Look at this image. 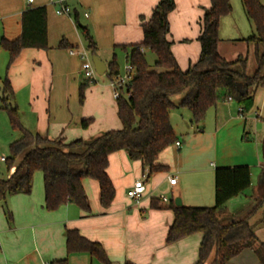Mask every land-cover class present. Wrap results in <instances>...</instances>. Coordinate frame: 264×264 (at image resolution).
I'll return each mask as SVG.
<instances>
[{"label": "crops", "instance_id": "obj_1", "mask_svg": "<svg viewBox=\"0 0 264 264\" xmlns=\"http://www.w3.org/2000/svg\"><path fill=\"white\" fill-rule=\"evenodd\" d=\"M159 1L65 0L70 12L57 14L51 0H0V39L14 40L20 35L21 14L29 7L45 6L47 12L48 49L25 48L7 67L8 54L0 46V88L7 76L22 127L31 134L66 142L120 129L116 102L107 79L102 78L106 71L100 78L93 76L83 101H79V85L87 80L81 77L80 58L86 45L76 21L89 29L96 43L94 54L107 68L114 53L117 61L125 62V52L119 46L141 42L142 18L146 20ZM173 1L168 40L178 66L186 70L199 58L201 20L210 0ZM254 31L239 5L219 23V54L228 61L244 57L247 74L256 68L255 46L245 40ZM61 39L73 48H58ZM238 108L233 99L219 101L197 124L190 122L186 109L184 121L178 123L172 121L170 112V123L181 145L172 144L158 155L156 162L166 166L165 171L148 174L147 168L138 160H130L124 150L109 154L106 171L115 196L108 208L100 205L98 183L90 178L82 181L90 213L70 203L47 211L41 182L36 188L32 185L29 194L6 195L0 199V264H49L64 258L67 229H77L89 240L100 242L113 264H192L202 234L167 244L173 213L164 206L175 198L184 206H212L214 170L234 166L249 168L250 184L225 203L219 220L247 218L258 241L226 264H262L253 248L264 243V161L260 147L264 139V84L256 89L248 112L242 114ZM87 118L92 122L83 129L81 121ZM172 176L177 177L175 184L168 181ZM139 178L145 190L135 203L126 192ZM151 199L163 207H150ZM66 264L100 263L86 252H77L67 256Z\"/></svg>", "mask_w": 264, "mask_h": 264}, {"label": "trees", "instance_id": "obj_2", "mask_svg": "<svg viewBox=\"0 0 264 264\" xmlns=\"http://www.w3.org/2000/svg\"><path fill=\"white\" fill-rule=\"evenodd\" d=\"M264 0H240L254 33L245 38L255 46L256 68L252 74L244 69L246 59L233 61L223 58L217 49L219 23L222 17L232 12L230 0H210L201 20L198 36L201 50L198 60L188 69L181 70L171 52L168 40V14L174 9L173 0H160L150 16L142 18L141 42L121 45L125 62L136 74L118 98H115L117 117L121 127L109 130L90 141L81 138L66 142L63 138L48 139L26 131L19 120V112L13 103L14 92L9 79L2 80L0 109L8 116L10 128L20 137L9 145L11 157L5 158L8 178H0V199L8 194H29L33 175L40 171L43 180L44 208L54 211L65 204H74L86 213L90 206L82 181L96 180L99 186V203L108 208L115 196L114 186L107 174L109 154L124 150L130 160H138L148 174L165 171L166 166L156 162L158 155L177 141L170 123L169 114L174 108L186 109L190 122L200 123L207 110L217 102L233 99L242 107V114L253 106L256 89L264 84ZM76 26L85 42V49L92 55L96 43L87 26L76 21ZM0 46L8 54L7 67L25 48L46 50L47 12L45 6L29 7L21 14V33L14 40L4 37ZM58 48H73L61 39ZM145 50L154 53V66L150 70L145 59ZM134 72V73H135ZM120 73L116 54L107 64L106 77L113 80ZM89 80L79 85V101L84 99V90ZM129 93V96H127ZM178 98L177 102L175 99ZM92 118L83 119L81 128L86 129ZM261 157L264 161V139L261 141ZM21 156V157H20ZM20 158V160H18ZM250 184L247 166L219 167L214 170V204L212 206L175 205L171 199L164 207L173 213V221L166 233L167 244L194 233H201L197 259L192 264H226L246 248L257 243V237L247 218L221 222L220 214L225 203L241 194ZM150 207L158 208L157 199H151ZM264 219V215H263ZM66 256L49 264H66L71 253L86 252L100 264H113L98 241L89 240L77 229L65 231ZM255 255L264 264V243L253 248ZM124 264H136L130 261Z\"/></svg>", "mask_w": 264, "mask_h": 264}, {"label": "built area", "instance_id": "obj_3", "mask_svg": "<svg viewBox=\"0 0 264 264\" xmlns=\"http://www.w3.org/2000/svg\"><path fill=\"white\" fill-rule=\"evenodd\" d=\"M28 3H32L33 0H25ZM51 3L56 6V13L57 14H67L70 12V7L66 4L65 0H51ZM87 15V14H86ZM80 58H81V69L84 71L85 78L92 81L93 76L95 75V70L90 58V55L86 49L82 50L80 52ZM134 68L129 64L125 62V65L123 67L122 72L117 74V76L109 81V86L112 89V95L114 98H118L121 94L122 89H125L128 84L131 82V80L134 77ZM127 96H129V93H127ZM227 100H231V98H227ZM239 112H242V107L239 106L238 108ZM174 145L176 147H180V142L175 141ZM5 158H1V160H4ZM177 180L176 176H172L168 178V181L170 184H175ZM145 190V186L143 183V179L139 178L136 179L131 188H129L126 192V196L131 199L133 202L138 203L140 198L142 197V194ZM166 200L165 198H163Z\"/></svg>", "mask_w": 264, "mask_h": 264}, {"label": "rangeland", "instance_id": "obj_4", "mask_svg": "<svg viewBox=\"0 0 264 264\" xmlns=\"http://www.w3.org/2000/svg\"><path fill=\"white\" fill-rule=\"evenodd\" d=\"M230 3L232 6V12H235L238 5H239V7H241L240 0H230ZM233 14L234 15H232V16H237L236 13H233ZM145 59L149 65L150 70H158L154 66V61L156 59L154 53H152L151 51L145 50ZM118 64L120 66V72H122L123 67L125 65V62H122L120 60V61H118ZM81 71H82L81 77L85 78L84 71L82 69H81ZM94 77L100 78V77H102V75L95 74ZM102 78H103V80L107 79L106 81L109 84V80L106 76H103ZM110 89H111V87H110ZM111 92H112V89H111ZM0 94H1V88H0ZM113 100H115L114 97H113ZM1 104L2 103L0 101V105ZM184 111H185V109H181V108L171 110V117L173 119L172 121H176L177 123L183 122L185 119L184 113H183ZM100 122H102V121H100ZM19 137H20V133L17 131H13L10 128L7 113L5 111H3L2 109H0V157L7 158V159L11 157L12 154L10 152L9 145L12 141H14L15 139H17ZM94 137L84 139V141H90ZM18 160H20V158ZM8 174H9V172L7 170L6 161L0 160V178L5 179L8 176ZM37 182H39V183L41 182L40 184L43 185L42 174L40 171H36L33 175V188L37 187ZM173 197H175V196H173Z\"/></svg>", "mask_w": 264, "mask_h": 264}, {"label": "water", "instance_id": "obj_5", "mask_svg": "<svg viewBox=\"0 0 264 264\" xmlns=\"http://www.w3.org/2000/svg\"><path fill=\"white\" fill-rule=\"evenodd\" d=\"M91 61L93 63L94 70L98 75H102L105 73L107 69L106 65L97 55H92ZM175 205H181V200L179 198H175Z\"/></svg>", "mask_w": 264, "mask_h": 264}]
</instances>
